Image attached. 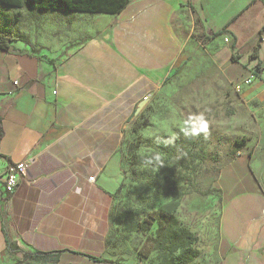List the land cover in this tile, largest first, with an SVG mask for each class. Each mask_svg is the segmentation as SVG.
I'll use <instances>...</instances> for the list:
<instances>
[{
    "label": "crops",
    "instance_id": "obj_1",
    "mask_svg": "<svg viewBox=\"0 0 264 264\" xmlns=\"http://www.w3.org/2000/svg\"><path fill=\"white\" fill-rule=\"evenodd\" d=\"M86 15H72L84 21L57 41L0 50V185L10 165L32 161L13 195L0 190L1 264L114 263L106 251L125 130L184 54V31L212 35L221 67H260L264 87V0H131L118 15ZM218 188L221 264H264V147L236 156Z\"/></svg>",
    "mask_w": 264,
    "mask_h": 264
},
{
    "label": "rangeland",
    "instance_id": "obj_2",
    "mask_svg": "<svg viewBox=\"0 0 264 264\" xmlns=\"http://www.w3.org/2000/svg\"><path fill=\"white\" fill-rule=\"evenodd\" d=\"M57 13L66 19L0 4V34L57 41L84 21L72 15L87 16ZM182 36L184 54L154 77L146 105L125 130L106 251L120 264H221V172L236 153L264 147L260 75L238 63L221 67L212 35L188 29Z\"/></svg>",
    "mask_w": 264,
    "mask_h": 264
},
{
    "label": "trees",
    "instance_id": "obj_3",
    "mask_svg": "<svg viewBox=\"0 0 264 264\" xmlns=\"http://www.w3.org/2000/svg\"><path fill=\"white\" fill-rule=\"evenodd\" d=\"M130 1L131 0H0V4L13 8L14 10H53L96 15H118L127 7ZM13 42L28 44L29 39L25 35L0 34V50L9 51ZM232 61L237 62V57L232 56ZM259 71L260 67L255 71L257 75H259ZM97 261L106 262L100 259ZM113 264L118 263L114 262Z\"/></svg>",
    "mask_w": 264,
    "mask_h": 264
},
{
    "label": "built area",
    "instance_id": "obj_4",
    "mask_svg": "<svg viewBox=\"0 0 264 264\" xmlns=\"http://www.w3.org/2000/svg\"><path fill=\"white\" fill-rule=\"evenodd\" d=\"M228 42V40H226ZM18 85V83H15ZM241 156V153H237ZM32 161H26L15 165H10L7 169L4 184L0 185V190L7 195H13L18 187L19 179L25 177ZM96 178H90V182H94ZM1 264V263H0Z\"/></svg>",
    "mask_w": 264,
    "mask_h": 264
},
{
    "label": "water",
    "instance_id": "obj_5",
    "mask_svg": "<svg viewBox=\"0 0 264 264\" xmlns=\"http://www.w3.org/2000/svg\"><path fill=\"white\" fill-rule=\"evenodd\" d=\"M147 101H148V99H146L145 101H143V102L137 107V109H136V111H135V116H137V115L140 113V111H141V110L143 109V107L146 105Z\"/></svg>",
    "mask_w": 264,
    "mask_h": 264
}]
</instances>
